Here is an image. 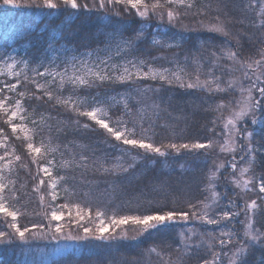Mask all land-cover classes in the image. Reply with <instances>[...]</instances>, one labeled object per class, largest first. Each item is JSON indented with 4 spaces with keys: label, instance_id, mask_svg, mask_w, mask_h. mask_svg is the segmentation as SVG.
<instances>
[{
    "label": "trees",
    "instance_id": "trees-1",
    "mask_svg": "<svg viewBox=\"0 0 264 264\" xmlns=\"http://www.w3.org/2000/svg\"><path fill=\"white\" fill-rule=\"evenodd\" d=\"M56 2L59 6L53 9L43 4V0H36L35 4H31L29 0V6L21 7L4 5L0 0V49L21 43L22 48L31 55L32 61L37 63L41 60V56L61 45L76 52L94 51L104 49L110 45V42L117 44L122 39H132L137 30L143 29L146 39L134 44L131 49L134 57L145 60L155 67L170 66L175 69V62H179L189 74L197 71L194 62L199 60L202 64V68L199 69L201 79H207V73L211 69L214 77H220L221 87L226 91L209 92L202 89L190 91L189 88H182L177 83L168 85L160 80L148 79L135 84L106 83L99 85L95 91L81 89L80 93L98 91L97 94L102 96L119 94L127 97L132 115L125 117L130 121L129 123H132L135 120V122L140 121L137 113L142 107L140 102H135V90L148 87L151 90L160 89L161 93L157 98V104L161 106L160 111L144 113V127L148 128L151 124L156 133L154 141L157 144L212 140L215 146V143L226 139L223 121L231 115L229 112L233 105L231 98L237 94L235 86L228 88L227 82L233 78L232 72L235 71L230 69H237L238 64L228 59L222 49H231L237 53L239 60L245 59L248 62L260 59L261 50H264V28L252 26V22L258 17L255 11L245 7L248 0H196L197 8L204 9L203 14L194 16L193 12L196 9H191L187 15L181 17L180 21L175 22V26L168 22L166 16L163 21L154 18L141 20L135 11L125 12L120 5H116L115 9L112 6L100 9L93 8L91 4L89 10H80L63 5L61 0ZM147 2L151 4L153 0ZM205 5L210 6L204 7ZM256 7L258 9L260 3ZM180 11L183 12L184 9ZM116 12L120 15H116ZM217 16L227 27L229 32L227 37L209 32L199 23L200 21L207 24L217 23ZM157 35H161L166 42H173L174 38L180 46L171 49L160 45L153 46L152 40ZM213 53L216 55L214 56ZM185 57L188 58L187 62ZM217 57L220 58L217 60ZM26 91L27 94L35 92L36 95H43L34 88V85L27 87ZM85 94L90 96L89 93ZM221 102L225 107L218 109L217 106ZM24 104L32 119H38L41 113L49 117L45 124L40 126L43 131L34 140L43 139L46 144L50 138L52 145H58L66 159L72 153L76 154L77 159L81 153L89 158L88 168L72 167L63 171L66 177L64 182L69 186L72 200L88 208L89 214L100 211L103 213L104 221L111 224L113 215L117 217L138 215L143 214L145 209L163 206L188 210V204H197L199 207L198 202L211 203L210 195L213 189L210 187L209 176L220 165L219 157L221 156V159L224 157L215 152L221 144L217 145L213 152L204 153L203 149L194 152L181 150L180 153L172 152L167 157H161L143 149L130 150V146L115 141L94 122L91 129L78 127L73 123L77 119L76 115L57 105L55 100L50 101L47 97L42 100L24 99ZM110 112L115 117L122 115L123 102L111 108ZM257 117L264 118V112H260ZM6 119L7 116L0 112V129H3V135L9 138L7 141L9 151L15 148V155L21 157L20 161L13 163L18 176L13 180L18 196L15 201L22 208L23 213L19 218L21 226L38 224L42 222L36 218L41 201L40 195L34 192L33 186L37 181L34 179L36 165L32 163L34 154H29L22 134L12 133L11 127L5 123ZM79 119L81 124L89 122L83 117ZM32 126L34 127L33 124ZM257 126L260 144L255 150L257 163L254 167V175L259 179L264 177V145L262 144L264 131H261V125L257 124ZM65 145L68 147L65 148ZM121 156L127 171H104V167H110L115 163V158ZM133 157L136 159L133 160ZM93 161L102 162L104 167L93 164ZM129 165L133 166L129 167ZM220 173L221 170L217 173V177ZM219 180L217 178L211 183L215 186L220 185ZM221 188L223 187L219 186L217 190ZM227 188L233 194L235 188ZM229 201L233 203L229 204ZM239 204L237 199L227 200L219 195L218 202L209 209V216L215 218V213L222 210L231 211L232 207H237ZM258 204L261 205L260 199ZM259 208L254 221L255 225L264 231V206ZM191 221L198 223V220ZM226 223L228 222L222 221L215 228L211 227L213 225H204V227L216 232L236 231L232 225L228 226ZM0 229H3L1 223ZM178 232L175 223L160 231L137 235L135 239L115 236L112 239L81 241L80 250L71 249L70 252L55 258L50 264H123L124 260L123 262L120 260L122 257L141 258L146 252L150 254L148 250L152 247L164 253L166 261L170 259L173 264H200L201 257L206 255L208 248L205 246L196 248L193 246L197 244L192 243L189 245V250H186ZM107 246H114L115 251L108 252ZM20 248L21 246L17 247L13 243L0 244V264H23L19 255ZM247 262L264 264V245H255L247 257Z\"/></svg>",
    "mask_w": 264,
    "mask_h": 264
},
{
    "label": "snow or ice",
    "instance_id": "snow-or-ice-1",
    "mask_svg": "<svg viewBox=\"0 0 264 264\" xmlns=\"http://www.w3.org/2000/svg\"><path fill=\"white\" fill-rule=\"evenodd\" d=\"M61 2L63 5L70 6L72 9L89 10V4L86 2L80 3L78 0H61ZM2 3L4 5H13L14 7L29 6V0H2ZM35 3L36 0H31V4ZM258 3H260V7L257 9L256 5ZM43 4H45L48 8L53 9L59 6L56 0H43ZM116 5L125 6V12L134 10L135 14L144 20L149 17L150 12L153 13L160 21H163L166 16L168 22L173 24V26H175V22L180 21L182 16L187 15L188 11L191 9H196V11L193 12L194 16L201 15L204 11L203 8H197L196 0H153L151 4H149L147 0H93L92 7L107 9L109 6H112V8L115 9ZM209 6L210 5H205L204 7ZM245 7L255 11L258 17L256 21L252 22V26L264 28V2H261V0H248ZM158 9L162 10L157 11ZM180 9H184V11L181 12ZM116 15H120V13L116 12ZM216 20L217 23L214 24L205 25L203 21H200L199 23L209 32L221 34L227 37L229 32L226 25L223 22H220L219 16L216 17ZM144 39H146V37L143 29L137 30L132 39H122L115 45V54L117 56L126 57L127 53L134 47V44L140 43ZM152 44L153 46L160 45L169 49L180 46L179 43L174 41V38L173 42H166L154 38L152 40ZM49 47H51V45H49ZM222 52L228 59L241 65L243 78L249 80L250 82L249 86L246 88L243 86L239 87V91L242 94L246 93L247 95H242L241 100L237 101L239 104V110L234 108L232 110V114L227 118L224 128L228 130V138L219 146L222 152L227 151L235 153L236 147L234 146V135H239L246 139L247 144L241 147L246 148L247 150L246 154L249 157V166L241 169L240 175L243 176L245 173L250 171L251 164L255 160V149L252 145L254 133L247 130L241 133L240 128L237 127V122L244 121L248 118L253 125H261V131H264V118L257 117L256 115L257 111L264 112V73H257L255 80H252L251 76H249L247 72V69H253L254 66L256 69L264 66V50H261L260 59H254L251 62L239 60L237 53L231 49H222ZM84 55L87 58H78L75 55L66 58L64 66L60 70H57L60 68L59 65L56 67H48L44 66V61H41V66H44V70L39 71L37 69L34 71L35 77L43 78L44 82H39L34 77L30 83L34 85V88L43 95H36L35 92L31 94H27L25 91L19 92L18 95L20 99L15 100L14 107L11 110L10 115L8 114L10 109L7 103L10 98L5 96L3 99H0V112L7 116L5 123L11 127L13 134L17 131L23 134V139L26 141V147L29 154H34L32 155V163L37 166V173L34 179H37L38 181L37 184L34 185V191L36 193H40L41 188L43 186H47L50 199L52 202H55L58 197V186L66 180V177L53 175V169L56 167V161L54 157L49 158L51 154L59 150V146H53L50 138L48 144H45L43 139L40 141V146H35L33 143L35 137L43 131L40 126L44 125L46 119L49 117H46L45 114L41 113L38 119L32 120L34 127L29 128L26 123H23L26 119V117L22 115V113L26 112L24 99L31 100L35 98L37 100H42L44 97H47L50 101L55 100L57 105L64 107L66 110L71 111L76 115L77 119L73 121V123H75L78 127L91 129L92 123L94 122V124L107 133L109 137L114 138L115 141L121 142L122 145L130 146V150L143 149L148 153L157 154L161 157H167L172 152L180 153L181 150L194 152L196 150L211 149L213 147L214 142L212 140H206L205 142L197 140L195 142H169L167 144H157L154 141L156 133L151 124L148 128L144 127V113L147 111L148 107H151L155 113L159 107L156 104L142 106L137 113L140 116V121H133V126L129 127L128 125L130 121L124 119V116H131L132 109L128 106V100L125 97H120L121 101H123L124 112L122 115L113 119L110 109L116 107V103H105V99L111 98L97 99L96 97L88 98L73 96L71 94L68 96H61L50 90L53 86H55L57 92H60L66 85H70L73 92H75L78 89L88 90L104 83L125 84L133 82V80L159 79L168 85L177 83L182 88L202 89L209 92L214 90L217 92L226 91V89L221 87V83L219 82L220 77H214L211 69L207 73L208 78L201 79L199 69L202 68V64H200L199 60L194 62L197 66V71L194 74H189L186 68L182 67L179 62H175V69H172L162 66L154 67L153 64L137 57H133L131 59L125 58L121 61V63L115 64L111 62L113 59L112 56H105L104 58L97 57V60L93 61L91 60L92 53L89 52ZM213 55L215 56L216 54L213 53ZM219 58L220 57H217V60ZM9 59H11V57H9ZM161 59H166V57H161ZM187 59L188 58L185 57L186 62ZM23 63L27 65V61H23ZM49 63L54 62L50 61ZM13 66L14 64L7 65L9 69ZM145 68H147L146 71ZM233 70L235 69H230V71ZM9 74L12 76L20 75L15 72H10ZM48 77H51V79H48ZM27 80L28 77L25 76V81ZM238 81L239 78L229 79L227 82L228 88H233V86L237 85ZM20 84V80H17L16 83L4 84L0 87V94L5 93V90L13 92ZM257 96L259 98H257ZM224 107L225 105L223 102L217 106L218 109H222ZM33 111H35V109ZM17 117L20 121H22V123L13 122L14 118ZM80 117L86 118L89 122L81 124L79 119ZM0 136H2V138H0V149L4 150V154L0 155V214H2L6 220L5 227L11 230L10 232L0 231V243L10 244L14 239L27 241L29 236H43L45 235L43 231L36 232L33 231V229H43L44 224H32L30 227H21L18 223V218L22 216L23 213L19 209L12 210L9 206L10 198L15 200L18 199V196L15 189V181L8 179L5 172L7 171L8 173H11L13 171V163L15 161H20L21 157L19 155H15V148H12L11 151H9V145L7 143L9 138L7 135H3V129H0ZM67 147L68 146L65 145V148ZM121 150L130 151L129 149ZM61 155L63 156V153H61ZM42 159L46 160V163L40 164L39 161ZM135 159L136 157H133V160ZM241 159L243 160L244 157L242 156ZM122 161V156L116 157L115 163H113L110 167H104L102 162L99 161H93L92 163L98 164L100 167H104L105 172L117 170L127 171V168H124ZM89 166V158L82 153L79 155V159H77L75 153H72L71 159H62L60 164V167L64 169L72 167L86 169ZM132 166L133 165H129V167ZM230 167L233 170L237 168L235 156H233V162L230 164ZM223 168L224 165L220 164L216 171L212 172L209 176L210 187L213 189V199L211 203L198 202L200 205L199 207L197 204H188V210H177L163 206L145 209L143 214L138 215H124L119 217L113 215L111 217V224L119 227L120 225L127 224L131 221L133 224L140 226L138 235H143L152 231H160L162 228H167L177 222H187L193 219L208 225H220L222 221H228L233 217L240 215L239 212L222 210L215 213V218L209 216V209L213 206V204L218 202L219 198V194L214 191L215 184L211 182L218 178L217 173ZM232 182L237 187H240L242 183L244 189L248 191L253 190L250 187V185H253L252 177L244 179L242 182L233 178ZM255 183L256 186H258L259 193L264 194V177L256 179ZM64 191H67V188H65ZM258 199L261 200V205L257 204L256 199H253L250 203L245 204L244 215L246 217V223L243 231V242L238 243V246L234 250H231L230 255L226 252H216L214 251V248L219 247L224 249L231 245L234 240L239 241L241 237L237 233L231 230H221L218 236H213L209 233L207 234L209 239L204 240L203 237L205 234L196 233L192 229L187 230L193 236L200 235L201 237L200 244L194 245L193 247L200 248L201 246H206L208 248L206 255L201 257L200 264H223L221 259L222 255L227 257V264H247V257L251 254L252 248L257 244L264 245V231L254 227L255 221L253 217L249 215L250 211L254 212L259 207L264 206V195L258 196ZM43 200L44 196L40 195V201L43 202ZM232 203V201H229V204ZM68 207L69 206L67 204L55 206H53V204H49V208L51 209L50 214L45 212L43 215L48 218V223L51 224L52 221L61 220L64 216L62 209H67ZM76 207L78 208L79 206L77 205ZM198 212L199 214H197ZM76 215L79 216L80 219H84V217L80 215L79 211ZM96 215L100 218V222L95 227V230L89 227H84L83 236H73L71 231H69L67 233V238L73 240H86L89 238L104 240L114 238L111 235H105L110 225L104 223L103 213L97 211ZM8 218H10V222L8 221ZM54 231L55 233H63V226L57 223ZM123 235L127 238L126 232ZM180 235L185 241L183 247L186 250H189L190 246L186 241L191 237H184L183 233H180ZM52 238L55 239L56 236L53 235ZM133 239H135V237H133ZM213 240L216 242L215 244L212 243ZM148 251L150 254L156 253L161 257V259L164 257V253L160 252L156 247H152ZM164 264H173V262L169 259L164 261Z\"/></svg>",
    "mask_w": 264,
    "mask_h": 264
},
{
    "label": "rangeland",
    "instance_id": "rangeland-1",
    "mask_svg": "<svg viewBox=\"0 0 264 264\" xmlns=\"http://www.w3.org/2000/svg\"><path fill=\"white\" fill-rule=\"evenodd\" d=\"M78 2L80 3H88L89 6L91 4H93V0H78ZM261 2H264V0H262ZM121 6V5H120ZM125 6H122V10H124ZM81 10V9H80ZM134 11V10H132ZM151 18L157 19V17L153 14V13H149V17L144 20L142 18L139 17V19L147 21L150 20ZM158 20V19H157ZM160 21V20H159ZM205 25H207V23H204ZM209 24H214V23H209ZM204 28V27H203ZM205 29V28H204ZM156 39H160L165 41V39L161 36V35H157L155 37ZM170 42V41H168ZM112 42H110L109 46L104 47V49H99V50H94V51H87V52H76L73 49H70L66 46L61 45L60 47L57 48H52L51 50H49L48 53H46L44 56H41V60L38 61L37 63L32 61V58L30 57L31 55H28V52L22 48L21 43L19 44H15L14 46H8V47H4L2 49H0V87H2L4 84H8V83H16L17 80L21 81V84L18 85L17 89L13 92H8L7 90H5V93L0 94V99H3L5 96L9 97L10 99H8L7 103L9 105V114L11 113V110L14 107V102L16 99H20L18 93L21 91H26L27 87L31 86L32 84L30 83V81L35 77V71L34 70H39V71H43L44 70V66H48V67H56L57 65L60 66L59 69L60 70L63 68L64 63L66 62V58H69L73 55L77 56L78 58H87L84 54L85 53H92L91 56V60L96 61L97 57L100 58H104L105 56H112V63L115 64H119L121 63V61L125 58L127 59H131L133 58V54L132 51L130 50L126 57L125 56H117L115 54V45L116 44H111ZM9 57H11V59H9ZM23 61H27V65H25L23 63ZM41 61H44V66H41ZM50 61L54 62V63H49ZM241 61H247L245 59H241ZM98 63V61H97ZM9 64H14V66L9 69L7 67V65ZM238 64V63H237ZM94 66V65H93ZM154 66V65H153ZM155 67V66H154ZM160 67V66H158ZM165 68H171L169 67H165ZM173 69V68H172ZM147 70V68H145V71ZM242 69H241V65L238 64V68L235 69L234 72H232L233 78H239V81L237 83V85H235L234 89L237 91V94L231 98V102L233 103V105L230 107L229 112L232 114V110L235 108L236 110H239V104L237 103V101L241 100L242 95L246 96V93H241L239 91V87L243 86V87H248L249 86V80L244 79L243 75H242ZM10 72H15V73H19V76H12L9 73ZM248 75L251 76L252 80H255L256 78V74L257 73H264V66H261V68L256 69V67H254L253 69H247ZM25 76L28 77V80L25 81ZM39 82H44L43 78H39V77H35ZM48 79H51V77H48ZM144 80H148V79H144ZM159 80V79H156ZM138 81L141 80H133V83H137ZM106 84V83H104ZM107 84H111V83H107ZM115 84V83H112ZM98 86L91 88L90 90H94L97 89ZM50 90H52L55 94L57 95H61V96H68V95H73V96H80V97H96L97 99H102V98H111V99H105V103H122L123 101H121L120 97H124V96H120L119 94L117 95H104L102 96L101 94H97L99 93L98 91H96V93H92V92H85V93H89L90 96L88 94L85 93H80L81 89H78L77 91L73 92L72 88L70 85H66L65 88L60 91L57 92V89L55 86H53ZM191 91V89H190ZM161 93V90H157V89H153L151 90L149 87L146 89H141L138 88L137 90H135V96H136V101L135 102H140L142 104V106H150L152 104H156L159 106V104H157V98H159ZM255 95V93H254ZM127 98V97H125ZM257 98H259L257 96ZM196 105V104H195ZM24 107L26 109V112L22 113V115H24L26 117L25 121H23V123H26L27 126L29 128H32V117L29 116V112L28 109L26 108L25 104ZM192 107H196V106H192ZM161 106L158 107V109L156 110L155 113L160 111ZM228 109V108H227ZM226 109V111H227ZM111 110V109H110ZM147 111L154 113L151 107L147 108ZM260 113V111L256 112V115L258 116V114ZM112 115V114H111ZM137 116H139L137 114ZM230 116V115H229ZM113 119H115V116H112ZM124 119L127 120V118L124 116ZM138 119V118H137ZM136 121V120H135ZM227 120L223 121V124L226 123ZM14 123H22V121L19 120V118H14L13 120ZM133 122V121H132ZM129 127H132V123H129L128 125ZM237 127L240 128V132L243 133L245 132V130L247 131H252L254 133V137L252 140V145L254 147V149H257V146L260 144L259 141V137H258V126L257 125H253L250 120L248 118H246L244 121H238L237 122ZM18 134H22L19 131H17ZM228 134V130L226 129V139ZM23 135V134H22ZM226 139H222L221 142L215 143V146H213L211 149H203L204 153L205 152H213L216 148L217 145L223 144L224 141ZM234 139H235V147H236V152L235 153H231V152H227V151H221L220 148L218 150H215V152L217 151L219 156L223 155L224 157H228V158H222L221 156L219 157V162L220 164L224 165V168L221 169V173L218 175L219 177V181H220V185L215 186V193H218L219 195L231 200H235L237 199L239 201V206H234L232 207L233 212H239L240 215L233 217L232 219L228 220L226 224H228V226L232 225L236 231H234L235 233H237L241 239L239 241L234 240L233 243L231 245H229L228 247L221 249L219 247H215L214 251L216 252H226L229 253V255L231 254V250H234L237 246L238 243H242L243 242V231H244V226L246 223V217L244 215V206L246 203H250L253 199L257 200V204H258V196H260L261 194L259 193L258 190V186H256V176L254 175V167L256 166L257 163V156L255 154V160L252 162L251 164V169L249 172L245 173L243 176L240 175V171L242 168L248 167L249 166V157L246 154V148H242L241 146H244L247 144V141L244 137L239 136V135H234ZM33 143L35 146H40V141H36L33 140ZM48 144V143H46ZM262 144L264 145V141L262 142ZM142 150V149H141ZM140 150V151H141ZM4 154V150L0 149V155ZM233 156H235V162L237 164V168L235 170H233L230 167V164L233 162ZM244 157V159L242 160L241 157ZM54 157L55 161H56V167L53 169V175H57V176H65L64 174V168L60 167L61 164V160L62 159H66L61 155V151L58 150L57 152L51 154V156L49 158ZM67 159H71V156L67 157ZM40 164H44L46 163V160H40L39 161ZM215 163V161H213V164ZM217 163V161H216ZM36 165V164H35ZM13 171L11 173H8L7 171L5 172V175L8 177V179L10 180H15L18 176H17V170L14 168V166H12ZM37 173V166H36V172ZM42 175V173H41ZM252 177L253 178V185H250V187L253 189L251 191H248L246 189H244L242 183L240 187H237L232 181L233 178H235L236 180H240L241 182L244 179H248ZM47 179V178H45ZM38 181L35 182L34 185L37 184ZM222 183V186H221ZM218 184V183H217ZM33 185V186H34ZM223 187L220 190H217L218 187ZM227 187H234L235 189H233V194L229 192V189ZM67 188V191H64V189ZM228 189V190H227ZM35 192V191H34ZM49 190L47 188V186H43L41 188V192L38 193L39 195H43L44 196V200L43 202L40 203L39 206V210L37 212L36 218H39L40 220H42V224H44V228L43 229H33V231L36 232H41L43 231L45 233V235L40 236L37 235L35 237L29 236L27 241H20L18 239H14L13 240V244H15L17 247L21 246L20 251V260L22 261L23 264H50L52 261H54L55 258L60 257L62 254H65L67 252H70L71 249H78L80 250L81 248V241H92L95 238H89V239H80V240H73V239H68L67 238V233L69 231H71L73 236H83V228L84 227H89L92 228L93 230H95V227L99 224L100 222V218L97 217L96 214H89L88 212V208H86L84 205H82L81 203L79 204L77 201H73L71 198V195H69V186L65 185V182H62L60 186H58V197L57 200L55 202H52L50 199V196L48 194ZM36 193V192H35ZM10 196V194H9ZM210 199L212 202L213 199V193L210 195ZM49 204H53V206L55 205H64L67 204L69 207L67 209H62V211L64 212V216L61 220L59 221H52L51 224L48 223V218L43 215V213L48 212L50 214L51 209L49 208ZM79 206L78 208L76 206ZM260 205V204H258ZM9 206L12 208V210H16L19 209L20 211H22V208H20V206L17 204V202L15 200H12L10 198L9 201ZM260 208L256 209L254 212L250 211L249 215H251L254 218L255 214L258 213ZM80 212V215L84 217V219H80L79 216L76 215L77 212ZM70 213V215H69ZM20 218V217H19ZM18 218V223L21 226V219ZM104 219V218H103ZM8 221L10 222V218H8ZM78 221V223H77ZM0 223L3 227V229H0V231H8L10 232L11 230L5 227V223L6 220L3 217L2 214H0ZM38 223V224H41ZM59 223L63 226V233H55V225ZM105 224L110 225L108 228V231L105 233L106 235H111L112 237L115 236H119L124 238V233H127V238H133L135 236L138 235L139 230H140V226L139 225H135L133 224L131 221H129L127 224H123L120 225L119 227H114V225L110 224V223H106L104 221ZM36 224V223H33ZM32 224H28L27 226H31ZM207 226L208 224L206 223H202L201 221L194 222V221H187V222H178L176 223V226L178 227V233H179V237H180V241L181 243H185L183 237H181L180 233H183L184 237H191L189 240H187L186 242L191 245L192 243L194 244H200L201 242V237L200 235H195L193 236L191 233H189L187 230L188 229H192L194 232L196 233H203L205 234L203 239L204 240H208L209 236L207 234H212L213 236H218L219 232L213 231L212 229L205 228L204 227ZM218 226V225H217ZM22 227V226H21ZM212 228H215L216 225L211 226ZM210 227V228H211ZM254 227L259 229L255 224ZM118 230V232H114L115 230ZM114 229V231H113ZM53 235L56 236L55 239H53ZM97 240V239H95ZM79 245H76V244ZM213 244H215L216 242L213 240L212 241ZM0 244H4V243H0ZM206 247V246H205ZM207 248V247H206ZM107 250L108 252L115 251V247L113 246H107ZM148 252H146V254L143 255V257L141 258H133V259H127V257L125 258H121L120 260L123 262V264H164V261H166L165 257H163V259H161L160 256H158L156 253H152V254H147ZM223 264H227V257L223 256L221 257ZM247 264H251V262H247Z\"/></svg>",
    "mask_w": 264,
    "mask_h": 264
}]
</instances>
